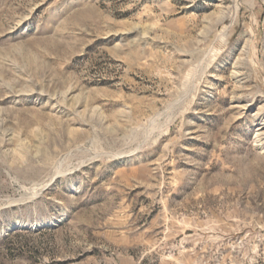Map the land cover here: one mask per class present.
I'll use <instances>...</instances> for the list:
<instances>
[{
    "label": "rangeland",
    "instance_id": "1",
    "mask_svg": "<svg viewBox=\"0 0 264 264\" xmlns=\"http://www.w3.org/2000/svg\"><path fill=\"white\" fill-rule=\"evenodd\" d=\"M0 264H264V0H0Z\"/></svg>",
    "mask_w": 264,
    "mask_h": 264
}]
</instances>
